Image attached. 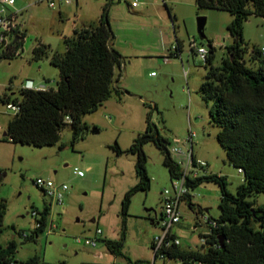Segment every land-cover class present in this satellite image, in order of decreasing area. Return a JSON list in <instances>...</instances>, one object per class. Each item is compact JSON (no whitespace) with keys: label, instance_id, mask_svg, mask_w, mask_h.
Here are the masks:
<instances>
[{"label":"rangeland","instance_id":"1","mask_svg":"<svg viewBox=\"0 0 264 264\" xmlns=\"http://www.w3.org/2000/svg\"><path fill=\"white\" fill-rule=\"evenodd\" d=\"M132 1L71 0L66 4L55 0V8H50L47 0H16L13 7L7 8L17 12V22L26 39L20 56L0 59V98L4 94L19 97L27 81H32L33 86L41 83L46 89H56L60 73L50 64V55L63 53L64 39L72 37L75 29L97 24L107 2L112 3V47L124 58L119 86L128 91L121 100L113 95L97 111L85 115L83 122L96 127L98 133L87 131L74 143L69 127L62 130L54 146L38 148L0 140V171L5 173L0 181V201L6 204L0 246L14 240L17 262L38 256L47 264H153L151 244L160 229L152 220L156 214L159 216L162 193L171 188L173 179L163 164V155L152 143L143 147L151 187L132 197L122 255H112L104 242L120 240L121 203L125 193L138 182L135 156H118L112 147L117 143L126 151L145 131L146 105L157 107L152 123L169 141V148L178 146L188 151L187 137L190 132L196 135L195 158L207 164L205 170L197 172L198 177L221 174L227 178L232 194L244 182L242 172L229 164L217 141L219 128L211 124L209 105L199 92L206 74L205 62L192 51L193 42L196 47L210 50V41L215 48L213 64L219 66L226 48L233 43L227 29L232 16L225 11L198 9L195 0H172L167 4L171 15L162 0H140L134 9ZM202 17L206 19V39H201L198 31V19ZM243 38L248 44V60L253 48L264 46V17L249 16ZM177 41L182 53L178 58L169 57ZM39 44L49 48V57L35 60L33 53ZM14 115L0 103V139ZM171 156L182 170L184 158ZM75 169L83 176H77ZM38 178L67 185L62 205L35 186ZM190 195L194 207L190 208L187 200L180 204L182 219L173 232L180 248L199 251L203 245L201 236L208 232L199 219L202 221V215L220 217V190L217 184L204 182L191 188ZM46 207L45 231L35 241L28 240ZM34 211L36 217L32 215ZM97 230L102 234L97 236ZM90 239L96 240L95 246L86 243ZM156 264L162 262L158 260Z\"/></svg>","mask_w":264,"mask_h":264},{"label":"trees","instance_id":"2","mask_svg":"<svg viewBox=\"0 0 264 264\" xmlns=\"http://www.w3.org/2000/svg\"><path fill=\"white\" fill-rule=\"evenodd\" d=\"M195 4L198 9L225 11L232 16L227 29L233 43L226 48L221 64L214 66L215 48L209 41L210 51L204 66L206 74L199 92L209 105L211 124L219 128L217 141L225 150L229 164L242 172L244 182L232 194L225 176L211 174L188 179L192 189L204 182L218 185L220 217L213 219L214 226H209V233L201 236L205 240L202 250L190 251L173 246L164 254L174 264H264V58L261 49L253 48L246 60L248 44L243 38L244 23L248 17H264V0H195ZM111 6V2L103 6L97 24L75 29L72 37L65 38L64 53L55 52L49 57V48L43 44L36 46L34 59L49 57L50 64L59 70L57 88H21L19 97L4 94L0 103L6 106L18 104L20 109L8 122L6 135L0 140L40 148L56 145L66 127L71 129L73 143L82 139L87 131L98 133L96 127L91 128L83 122V117L97 111L113 95L121 100L123 95L128 94L119 86L124 58L112 47ZM165 6L171 15L170 8L167 4ZM25 39V32H17L9 51L0 55V59L12 60L20 56ZM181 53L177 41L176 49L170 50L169 57L178 58ZM146 108L145 131L126 151H122L117 143L112 147L118 156L124 153L135 156L138 180L125 193L121 203L120 240L104 241L114 256L122 255L132 197L139 191H149L151 187L144 145L152 143L161 152L170 178L182 175L180 166L170 154L169 141L152 123V114L157 107L146 105ZM3 177L5 173L0 171V181ZM186 200L193 209L191 195ZM5 213L6 204L0 201V228ZM47 216L46 207L37 220L40 227L32 232L28 240L35 241L45 231ZM16 251L14 240L4 247L0 246V264H47L41 262L38 256L17 262L14 259ZM154 258L156 264L158 257ZM129 264L139 263L129 261Z\"/></svg>","mask_w":264,"mask_h":264},{"label":"built area","instance_id":"3","mask_svg":"<svg viewBox=\"0 0 264 264\" xmlns=\"http://www.w3.org/2000/svg\"><path fill=\"white\" fill-rule=\"evenodd\" d=\"M50 8H55V0H47ZM61 3H70L71 0H57ZM164 4L170 3L172 0H162ZM16 3V0H0V55L7 53L9 51V47L13 40L16 37L17 32L20 31V25L17 22V12H9L7 10L8 7H13ZM140 5V0H134L131 3V7L137 8ZM176 49V46L172 47V50ZM192 51H194L201 60L204 62L207 60L209 51L206 47H196L195 42L192 44ZM261 52L264 58V47L261 48ZM22 88L25 89H33V90H44L46 89L44 86L36 88L33 86L32 81H27ZM9 110L17 113L20 109L18 104H10L7 105ZM67 121L70 122V118L67 117ZM194 133H189L187 137V141L190 145V150L185 151L183 147L178 146H170L169 151L171 155H176L178 157L184 158L182 175L177 178H174L172 181V186L170 189H166L162 193L161 197V212L162 217L158 221V227L160 232L153 238L152 240V251L154 253V257H158V260L162 262V264H174L171 260L166 258L164 254L165 251L169 250L173 246L179 247L181 245L179 239L175 237L173 234V228L178 225L182 219V215L180 212V204L187 199L190 195V186L188 184V179L198 178L197 172L199 170H205L207 164L195 158L194 155ZM176 143H180L176 140ZM75 174L79 177L83 176V172L77 169L74 170ZM35 186L46 196L50 197L53 202L58 205L63 204L65 193L68 191L67 185H55L51 180H44L42 178H38L35 181ZM33 216H37V212H32ZM203 221L208 222L209 226H214L213 220H210L207 216L202 215ZM38 220V219H37ZM40 227L38 221L36 222V228ZM97 236L101 235L102 232L97 230ZM202 244L205 243L204 239H201ZM87 244L92 246L96 245L95 239H90L86 241ZM155 259V258H154ZM155 262V260H154ZM153 262V264H154ZM181 264V262L175 263Z\"/></svg>","mask_w":264,"mask_h":264},{"label":"crops","instance_id":"4","mask_svg":"<svg viewBox=\"0 0 264 264\" xmlns=\"http://www.w3.org/2000/svg\"><path fill=\"white\" fill-rule=\"evenodd\" d=\"M99 15H101V14H99ZM21 29V28H20ZM21 31H22V29H21ZM214 44H212V46H213ZM114 47V46H113ZM214 47V46H213ZM264 47V46H263ZM115 49H117V48H115ZM65 50H66V48H64V50H63V53L65 52ZM117 75H119V73L117 72ZM121 79H122V77H121ZM120 79V80H121ZM36 88H38V87H41V83H40V85L39 86H35ZM15 93H13V95H14ZM5 134V133H4ZM211 173H213V172H211ZM218 175H221V174H218ZM191 201H192V197H191ZM200 209V208H199ZM208 208H205L204 210H201V211H205V212H208ZM206 216V215H205ZM207 217L210 219V220H213V218L212 217H210V216H208L207 215ZM197 218L199 219V216L197 215ZM201 220L202 221H200V219H199V222H200V224L201 223H204L205 225H206V227H208V232H207V234L209 233V225H208V222H205V221H203V218L201 217ZM152 224L153 225H158V222H156L155 220L153 221L152 220ZM177 226V225H176ZM173 234L175 235V233L173 232ZM175 237H176V235H175ZM182 249V248H181ZM184 250V249H183Z\"/></svg>","mask_w":264,"mask_h":264},{"label":"water","instance_id":"5","mask_svg":"<svg viewBox=\"0 0 264 264\" xmlns=\"http://www.w3.org/2000/svg\"><path fill=\"white\" fill-rule=\"evenodd\" d=\"M205 25H206V19L205 18H199L198 19V31H199V34H200V37L201 39H205V34H204V28H205ZM6 134H4L5 136ZM151 211V210H149ZM156 214V212H155Z\"/></svg>","mask_w":264,"mask_h":264},{"label":"flooded vegetation","instance_id":"6","mask_svg":"<svg viewBox=\"0 0 264 264\" xmlns=\"http://www.w3.org/2000/svg\"><path fill=\"white\" fill-rule=\"evenodd\" d=\"M161 217H162V212H160L159 216H157L156 214L155 221L158 222L161 219Z\"/></svg>","mask_w":264,"mask_h":264}]
</instances>
